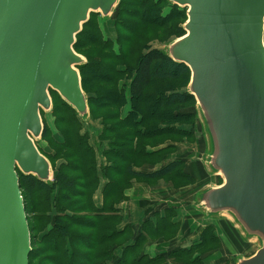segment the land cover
<instances>
[{
  "label": "trees",
  "instance_id": "16d2710c",
  "mask_svg": "<svg viewBox=\"0 0 264 264\" xmlns=\"http://www.w3.org/2000/svg\"><path fill=\"white\" fill-rule=\"evenodd\" d=\"M112 17L115 40L106 39L99 26L98 19L108 18L92 13L74 45L86 59L77 69L88 116H80L52 90L51 132L41 110L40 143L48 140L51 153L36 145L51 163L53 181L17 170L31 233L29 262L35 264L40 257L48 264H209L223 253L216 225L200 228L199 240L190 247H171L151 257L146 254L150 243L177 241L183 229L176 221L179 208L162 204L163 214L146 215L139 226L123 225L119 209L134 183L156 186L175 179L187 187L200 182L184 158L168 161L178 151L166 141L177 137L195 142L197 127L206 136L198 102L189 90L191 71L171 59L167 49L151 47L153 34L167 46L186 35L187 8L168 0H120ZM88 123L101 128L94 144L84 127ZM159 139L163 148L149 146ZM204 150L209 152V145ZM220 222L225 235L242 248L240 231L224 218ZM256 252L231 257L225 264H237Z\"/></svg>",
  "mask_w": 264,
  "mask_h": 264
},
{
  "label": "water",
  "instance_id": "95a60500",
  "mask_svg": "<svg viewBox=\"0 0 264 264\" xmlns=\"http://www.w3.org/2000/svg\"><path fill=\"white\" fill-rule=\"evenodd\" d=\"M188 9V36L171 59L189 67L209 145L208 168L223 179L201 195L211 215L227 213L259 249L237 264H264V0H168ZM120 0H0V264H30L31 233L19 183L53 181L35 140L50 91L88 116L76 37L92 13L109 18Z\"/></svg>",
  "mask_w": 264,
  "mask_h": 264
},
{
  "label": "rangeland",
  "instance_id": "374dc122",
  "mask_svg": "<svg viewBox=\"0 0 264 264\" xmlns=\"http://www.w3.org/2000/svg\"><path fill=\"white\" fill-rule=\"evenodd\" d=\"M169 12H170V9L167 8L166 13H169ZM98 21L100 23V25H99L100 29L102 30L105 38L115 40L116 39V32L114 29V17H112V18L109 17L108 19H105V20H102V18H100V19H98ZM152 36H153L152 39L155 38V41L152 42L153 43L151 46L152 48L159 49V50H165L168 48L167 44H164V43L158 41L159 39L157 40V37H154V34ZM160 39L163 40V37ZM45 113H46V115L44 116V119H45V121L49 127L50 132H51V129L54 128V118H53V116H51V112L45 111ZM202 124H203V120H202ZM89 125H90V123L85 124L84 127H85L86 132L90 133L92 143L94 144L96 137H97V132L100 131L101 128H99L98 124H96V123L91 124L90 126ZM196 131H197V134H196L197 137H195V139H196L195 142H190L187 139L181 140L180 138H177V137L166 139V141L168 142V145L171 144V145L175 146V148H177V151H178V153H174L173 155L171 154L168 161L176 160L179 158H184L185 160L188 161L187 164L190 165V168L197 167L199 169V172L202 173L203 172L202 171V168H203L202 158H203V153H204V141L202 140L203 134L200 131L199 127L196 128ZM37 142H39L38 145L42 149L45 148L44 150L47 153H51V144H50V142H48V140L41 142V143H40L39 139L35 140V143H37ZM163 143H164L163 140L161 141L159 139L157 143H149L150 144L149 146L156 147V146H159ZM161 146L163 148V145H161ZM183 148H184V151H183ZM157 149H159V147ZM193 161H195V162H193ZM191 162H193L192 166H191V164H192ZM213 174L214 173L210 170V175L212 176ZM167 181H169V182L160 181V183H158L156 186H148V187L145 186V187H147V191H146L147 194H152L153 196H155L160 201L169 199L171 201L177 202L178 205L181 204L183 206V208L186 212H190V211L194 212L195 210H197V212L200 213V216L201 215L203 216V218L201 219L202 222L206 223V224L211 223L209 221V219L220 220L221 217H224V218L227 217L230 219L232 218L227 213L221 215V217L211 215L208 212H206L201 206H199L198 203H200V205H201V199H200L201 197L198 198V196L201 195L202 193H204L208 189L200 192L197 195V199H195L194 195H195V192L197 190L201 189L202 185L205 183V180H201L196 185H193V186L189 185L187 187H182L184 185L175 179H173V180L169 179ZM133 186L129 189L128 192H130L132 190ZM173 187L174 188L182 187V188H176V190H175ZM173 191H175V192H173ZM128 192L126 193V195L128 194ZM142 196H145V195L140 194L141 198H142ZM127 201H129V197H128ZM127 201H124V202H127ZM145 206H147V205H145ZM237 227L239 228V225H237ZM220 228H221V231H219V229H217V234L219 235V237L222 240H225V241H223V243L226 242V244H227V241H226L227 239H225V236H224V234L226 233L225 229L222 226H220ZM240 229H241V227L239 228V230ZM181 235L183 236V234H181ZM246 239H248V238H246ZM250 239L252 240V242L254 244L259 246V241L257 239H255V238H250ZM222 249H224V252L222 254H215L212 257V260L217 264H225V260H227V259L229 260L231 257H235V255L238 253L237 251L232 252L228 246H227V249L222 246ZM224 253L231 254V256L225 255ZM250 253H251V251L244 253V254L249 256ZM47 261H48V259H45L43 262H41L40 257H39V259L35 260L34 263L35 264H48Z\"/></svg>",
  "mask_w": 264,
  "mask_h": 264
},
{
  "label": "crops",
  "instance_id": "0c3cea01",
  "mask_svg": "<svg viewBox=\"0 0 264 264\" xmlns=\"http://www.w3.org/2000/svg\"><path fill=\"white\" fill-rule=\"evenodd\" d=\"M202 140L204 141V146L205 144L208 145V140L206 136H202ZM183 151H184V148H183ZM208 155H209L208 150L207 151L204 150L203 158H202V166H203L202 173L199 172V169L197 167L190 168V165H188L189 171L192 174H194L200 181L205 180V183H206L204 187H202L200 190H197L195 192V195H194L195 199H197V195L203 190L219 186L218 185L219 176L216 175L215 173L211 176L210 169L208 168V166H206L207 161H208ZM193 162H191L192 163L191 166L193 165ZM145 186L147 185L141 184V183H134L132 190L128 192L127 194V197H129V201L123 202L119 206V209L121 210L124 216L123 225L126 226L127 224H132L135 226H139L144 221V218L146 217V215L153 218L152 217L153 213L160 212L163 214L164 208H162L163 206L162 204L170 203V204L176 205L179 208V218H177L176 221L180 222L183 227L182 231L179 233L176 239L177 240L176 242H174L175 241L174 240L173 243L171 242L170 244H165V245H161L160 243H150L146 248V254H148L149 256L155 257L171 247H179V246L183 248L190 247L193 243L199 240V234H200L199 229L204 228L209 224L216 225L217 229L221 231L220 226L222 225H221L220 220L209 219L211 223H208V224L203 223L201 220L203 216L202 215L200 216V213L197 212V210H195L194 212H191V211L186 212L183 206L181 204L178 205L177 202L171 201L169 199L160 201L152 194H147L146 191H147L148 186L147 187ZM140 194H144L145 196H142L141 198ZM96 199L100 200V196L96 197ZM98 203L101 204V200ZM198 204L199 206H201L200 203ZM221 218H224V217H221ZM224 219L234 224L232 219L227 218V217ZM234 227L235 229L240 231L239 228L235 224H234ZM181 234H183V236ZM224 236H225V239H227L226 241L228 245L225 242L223 243L224 244L223 247L227 249V246H228L232 252L237 251L238 253L235 255V257H238V256L246 257L248 255L244 253L251 251L250 254H252L256 252L257 249H259V246L254 244L251 239L250 240L246 239L243 233H241V231H240V236L245 240L242 248L235 246V242H236L235 238L232 239L230 235L227 236L225 234ZM223 252H224V249H223ZM224 254L231 256V254H226V253ZM212 262L213 260L208 261L209 264H212Z\"/></svg>",
  "mask_w": 264,
  "mask_h": 264
},
{
  "label": "bare ground",
  "instance_id": "6f19581e",
  "mask_svg": "<svg viewBox=\"0 0 264 264\" xmlns=\"http://www.w3.org/2000/svg\"><path fill=\"white\" fill-rule=\"evenodd\" d=\"M187 13H188V9H187ZM188 21V20H187ZM187 23V22H186ZM186 36H188V34H186L184 37H186ZM184 37H182V38H184ZM181 39V38H180Z\"/></svg>",
  "mask_w": 264,
  "mask_h": 264
}]
</instances>
